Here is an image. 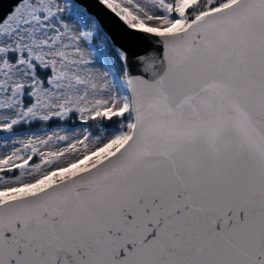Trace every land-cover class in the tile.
I'll list each match as a JSON object with an SVG mask.
<instances>
[{"label":"snow or ice","instance_id":"1","mask_svg":"<svg viewBox=\"0 0 264 264\" xmlns=\"http://www.w3.org/2000/svg\"><path fill=\"white\" fill-rule=\"evenodd\" d=\"M0 133V264H264V0H15Z\"/></svg>","mask_w":264,"mask_h":264},{"label":"water","instance_id":"2","mask_svg":"<svg viewBox=\"0 0 264 264\" xmlns=\"http://www.w3.org/2000/svg\"><path fill=\"white\" fill-rule=\"evenodd\" d=\"M14 3L15 0H0V15H3L4 12H7ZM88 3L91 4L92 0H88ZM89 10L101 22L105 31L113 35L118 43L123 42L127 39L124 36L122 30L120 29L118 23L113 20L109 15H107L102 9L98 7H90Z\"/></svg>","mask_w":264,"mask_h":264},{"label":"rangeland","instance_id":"3","mask_svg":"<svg viewBox=\"0 0 264 264\" xmlns=\"http://www.w3.org/2000/svg\"><path fill=\"white\" fill-rule=\"evenodd\" d=\"M93 43L95 44L96 41H94ZM87 49L90 50L91 46H87ZM82 127H83V125H76V126H72V127H67V126L42 127L41 128V134H42L43 131H51V130H59V131H61L62 134H65V133H69L70 134L74 130L82 129ZM16 131H17L18 134L23 136L25 133H27L29 131L35 132V131H37V129L36 128H32V129H29V130H23V129L18 128V129H16ZM8 135L9 134H7V133H0V137H7ZM0 144H3V140L2 139H0ZM3 150H4L3 148H0V151H3Z\"/></svg>","mask_w":264,"mask_h":264},{"label":"trees","instance_id":"4","mask_svg":"<svg viewBox=\"0 0 264 264\" xmlns=\"http://www.w3.org/2000/svg\"><path fill=\"white\" fill-rule=\"evenodd\" d=\"M76 125H82V124L75 118V116H72L71 118H69L67 120H63V121H53L49 125L41 126V128L42 127H56V126L72 127V126H76ZM20 129L29 130L27 128H20Z\"/></svg>","mask_w":264,"mask_h":264}]
</instances>
